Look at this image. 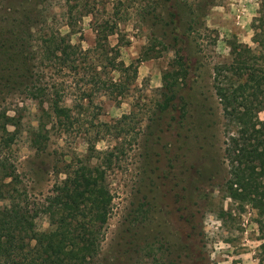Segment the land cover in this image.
<instances>
[{
    "label": "rangeland",
    "instance_id": "rangeland-1",
    "mask_svg": "<svg viewBox=\"0 0 264 264\" xmlns=\"http://www.w3.org/2000/svg\"><path fill=\"white\" fill-rule=\"evenodd\" d=\"M260 18L264 0H0V113L17 112L21 121L4 155L20 194L41 204L70 160H84L93 146L113 196L96 264H264V218L222 191L226 138L212 89V69L229 62L230 41L264 63V34L263 46L254 41ZM105 22L117 25L108 41L118 61L138 67L124 91L109 80L129 78L93 52V25ZM53 37L70 41L76 70L44 57ZM179 48L188 69L168 90L163 76L178 70ZM122 116L129 119L118 123ZM38 122L48 131L43 152L30 145ZM35 224L48 230L44 215Z\"/></svg>",
    "mask_w": 264,
    "mask_h": 264
},
{
    "label": "trees",
    "instance_id": "trees-1",
    "mask_svg": "<svg viewBox=\"0 0 264 264\" xmlns=\"http://www.w3.org/2000/svg\"><path fill=\"white\" fill-rule=\"evenodd\" d=\"M68 11V18L72 19L73 7ZM170 16L175 18L173 14ZM117 29L116 24L106 22L93 25V52L107 62L111 73L129 78L127 85L109 80L113 87L124 91L133 85L138 67L134 63L125 66L118 61V49L110 48L108 40L118 34ZM261 33L264 34L263 18L259 26L254 24V41L258 46H263ZM44 44L46 59L58 61L62 69L76 70L74 47L66 37H53ZM228 45L229 62L216 64L212 69V89L221 108L226 138L222 162L227 178L222 191L240 209L248 206L261 220L264 218V120L259 119V114L264 112V63L260 54L249 46L234 41ZM180 51L179 48L175 52L173 60L178 70L163 76L168 90L178 84L180 73L188 69ZM171 78L173 83L169 82ZM59 99L55 90L52 109H57ZM16 114L0 113V264H96L101 253L102 231L112 214L113 196L105 178L106 162L96 157L95 148L90 146L84 160H70L61 172L65 178L54 184L41 204H29L16 188V169L4 155L20 134L21 121ZM128 119L129 116H122L118 123ZM47 134L42 122L32 129L30 145L36 152L46 149ZM105 160L111 163V159ZM40 215L47 218L45 232L36 229L35 221ZM258 223L263 227L264 221ZM260 248L264 251V243ZM260 261L264 263V259Z\"/></svg>",
    "mask_w": 264,
    "mask_h": 264
}]
</instances>
